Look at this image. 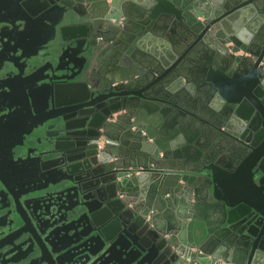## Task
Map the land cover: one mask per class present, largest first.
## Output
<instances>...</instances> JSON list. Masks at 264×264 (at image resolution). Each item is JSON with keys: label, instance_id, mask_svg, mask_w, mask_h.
I'll use <instances>...</instances> for the list:
<instances>
[{"label": "water", "instance_id": "95a60500", "mask_svg": "<svg viewBox=\"0 0 264 264\" xmlns=\"http://www.w3.org/2000/svg\"><path fill=\"white\" fill-rule=\"evenodd\" d=\"M0 264H264V0H0Z\"/></svg>", "mask_w": 264, "mask_h": 264}, {"label": "flooded vegetation", "instance_id": "af4514ba", "mask_svg": "<svg viewBox=\"0 0 264 264\" xmlns=\"http://www.w3.org/2000/svg\"><path fill=\"white\" fill-rule=\"evenodd\" d=\"M208 65V64H207ZM237 69H233L232 71V74L234 72H236ZM225 72H227V69L225 70ZM209 90H211L210 87L208 86H205L204 88V91H203V95L201 96V101L199 103V106L202 108V109H199L197 112H196V115L198 117L197 121H198V124L200 125V127L202 129H205V130H208L209 127H212L213 125H217L218 127H221L223 126L221 124V118H219L218 116H214L212 115L210 112H208V107L210 106L212 109L215 108V110L213 111H218V110H223V107H224V104H221L219 102H217L216 98H208L210 95ZM209 107V108H210ZM210 108V109H211ZM226 109V108H225ZM224 109V110H225ZM195 137H197L199 134H194ZM246 135V134H244ZM100 141L98 143V145L100 146ZM153 212V209H148V216H150V214ZM191 248L189 247H182L180 251V256L181 257H184L185 259H188V260H191Z\"/></svg>", "mask_w": 264, "mask_h": 264}, {"label": "crops", "instance_id": "0c3cea01", "mask_svg": "<svg viewBox=\"0 0 264 264\" xmlns=\"http://www.w3.org/2000/svg\"><path fill=\"white\" fill-rule=\"evenodd\" d=\"M149 209H153V212L150 215L155 216L157 220L160 222V218L158 217H160L159 213H160L161 208L157 206V204L153 203V204H150Z\"/></svg>", "mask_w": 264, "mask_h": 264}]
</instances>
